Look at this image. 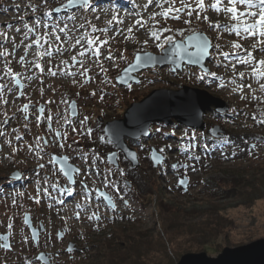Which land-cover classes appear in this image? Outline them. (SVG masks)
Wrapping results in <instances>:
<instances>
[{"label": "rangeland", "instance_id": "obj_1", "mask_svg": "<svg viewBox=\"0 0 264 264\" xmlns=\"http://www.w3.org/2000/svg\"><path fill=\"white\" fill-rule=\"evenodd\" d=\"M65 2L66 0H49V4L45 6L44 0H0V32H5L8 37L5 42L4 36H0V44H3V47H0V52L7 49L9 53H14L9 55L7 60L11 62L9 66L13 73L19 74L17 78L21 81L22 91L25 93L24 96L16 100L18 89L15 86L17 90L10 95L7 94V91L5 92V99L8 103H0V113L6 111L10 117L15 115V119L10 120L8 125L4 126L7 133L6 138L12 141L13 147H20V142L15 137L23 135L25 143V146L16 152L10 160L5 157L12 156L13 147H9L5 143V137H0V235L8 234V242L11 245V250L0 248V264H41L36 260L40 253L48 254L50 264H97L102 256L110 251L104 244H101L102 242H99L100 235L103 232L111 235L113 231L116 234L121 232L127 234V240L120 239L118 235L113 240L115 246L125 247L128 245V240L131 244H151L157 240L159 235H162L163 239L167 241L169 240L167 233L182 230L181 233L173 234L178 244H181L180 250L177 247L169 249L168 254L173 259H175V253H179V259L185 254L199 253H205L208 257L215 258L225 248H236L264 239V184L254 182L258 178H264V142L260 144V142L254 141V138L257 137L264 139V124L251 118L254 113L259 116V112L264 110V104L251 100V94L247 88H245L244 94L249 95V99L241 100L240 95L232 93L230 88L221 89L215 83L210 84L207 80H199L196 77L200 74V69L188 66H184L181 71H172L169 66L162 69L155 67L135 75V78L138 79L137 84L118 85L116 79L124 68L132 64L136 54L159 55L162 51L151 40L147 45L143 44V41L148 39L143 29L139 32L133 30L132 35L136 39H125L124 35H116L115 38L109 39V43L101 51L107 55V51L110 49L112 55L116 57L118 67L113 66L112 62L104 60V55H102L103 65L108 69L105 74L100 71L98 64L93 63L92 60L87 61L85 67L90 69L88 75L93 77V82H89L84 87L74 86L72 79L68 77L44 75L43 83H41V79L28 81L26 77L35 74L38 70L19 62L20 57L25 55V45L35 38L30 36L29 39L24 40L23 44L21 43L25 32L23 25L28 23L29 26H32L34 19L47 20L43 16L44 12L53 7H59ZM134 2L143 5L146 0H134ZM29 5L36 6L38 10L33 12ZM94 6L95 11L91 9L87 12L69 10L68 15L72 11H76L74 21L67 20L65 13L54 15H58L70 29L75 25L76 30L70 33L73 41L76 37L85 34L100 35L101 39H104L102 33L92 32V26L98 29L107 27V22L112 15L111 9H119V15L124 18V24L120 25L122 29L126 30L133 22V18L129 16V13L133 11V0H100L95 2ZM152 10L150 7L148 11ZM147 15L148 13H144L145 19H147ZM208 15L214 23L217 21L220 24L229 23L222 14L209 12ZM97 16L99 19H96ZM49 22L54 23V21ZM81 24L84 25L83 28L80 27ZM168 26L175 30L185 27L179 22H169ZM192 27L206 32L212 38L213 43L217 42L215 39L217 33L207 31L206 24L194 23ZM17 28H20L19 32L16 31ZM44 30L41 25L37 35H42ZM169 34L172 33H165V35ZM188 34L186 32V35ZM113 35L112 31L108 33L109 38ZM125 35H127L126 32ZM61 37L64 38L63 34ZM174 39L181 41L183 38L174 35ZM234 40H237V37L225 33L218 42L224 46V51L231 52L230 42ZM13 41L19 47L14 48ZM241 43L245 48L250 47L247 41H241ZM80 49L81 46H77V49L62 56L53 50L51 64L42 61L45 72L49 66L54 70L58 65L65 67L61 65L62 60L69 61L67 67L76 71L79 65L72 68L70 57ZM121 52L125 56L123 60L119 59ZM254 55L256 59L262 58L258 53L254 52ZM26 59H35L31 50L28 51ZM78 59L80 58L78 57ZM220 59L223 60V57ZM213 65L214 61L209 57L206 66L211 71L216 72L225 80L232 77L233 73L230 68H217ZM5 71L4 63L0 62V75H3ZM237 71H244V66H238ZM10 79L5 76V80ZM76 79L81 80L82 78L78 75ZM5 80H0V83H4ZM102 81H111V83ZM244 82L251 83L247 78ZM8 86L13 87V84L9 83ZM182 87L206 91L214 98H219L227 104L229 110L224 115L219 116L211 110L205 114L203 120L207 130L215 126L219 127L223 131V136H227L230 143H221L219 146L215 143L211 144L210 141L214 140L213 138L205 133L194 131L197 140L195 147L190 150V154L200 156V160H189L187 158L189 153L181 151V147L189 143V141L181 140L185 130L177 128L175 124L152 125L149 138L142 139L139 143L126 140L138 155L139 167L131 168L130 164L117 152L118 169L124 170L123 176L119 175L116 171L117 168H114V174L109 177L108 187H105L101 180H97L95 184L91 179L87 181L91 202L88 214L97 212L101 216V220H89L82 214L80 220L77 221L74 215L75 204L81 201L80 181L84 179L83 173L88 169V164L81 161L71 149L61 150L53 144L54 132L49 131V128L59 132L69 131L67 143L79 142L78 144L73 143L74 148L83 149L86 152L95 148L100 156L97 165L102 179L106 175L105 169L109 167L106 156L116 151L111 144L99 142L98 137L104 136L101 131L104 125L107 122L120 119L130 104L138 102L154 90L176 91ZM257 87L253 83V88ZM41 88H43V95H41ZM93 91L97 93L96 96L90 95ZM77 93H79L78 96ZM101 95L104 96L103 100L99 99ZM255 95L264 98V93L259 91ZM14 100L15 103H13ZM49 100L55 103L46 104L45 102ZM72 101H75L78 113L74 119L69 117L68 112V106ZM29 102H31L30 108L32 105H44L46 108L44 115L47 116L50 111L53 121L49 123L44 120L38 123L35 119L36 113L33 111L27 121L30 128L28 131L24 127L23 113L18 109ZM57 113L67 116L69 120L77 121V129H79V119L88 116L90 119L87 127L93 129V138L89 139L87 136L71 133L70 125L63 119L56 123ZM3 119V115L0 114V121ZM13 129L17 131H13ZM173 132L175 135H172ZM36 137H43L49 141L45 147L44 160L42 161H38L34 154L29 153L26 146L34 144ZM40 143L42 144L43 140ZM139 145H143V148ZM169 145L171 147H168ZM160 148H164L163 154L159 152ZM152 149L164 157L163 163L157 168L153 167L150 159ZM50 155L68 156V163L81 169V174L74 176L76 183L71 186L74 189V196H61L59 191L52 192L53 197L65 201L64 205L55 203L48 197H43L39 204L29 198L36 196L37 171L40 172L41 177L51 176L54 183L58 180L61 188L70 186L57 166L47 163ZM38 162L45 163L46 168L38 169ZM173 165H177V167L173 168ZM183 165L194 166L195 170ZM53 169L56 171L55 176L51 175ZM14 174L20 175L19 180L11 177ZM183 179L188 180L184 187L179 185ZM242 179L253 185L247 186L244 190V194L248 193L246 198H237L233 194H222L218 197L209 194L222 181L231 183V181ZM111 184H116L117 187L113 188ZM96 190L105 191L110 196L112 203L116 205L115 210L108 207L97 196ZM20 191H23V197L15 196V193ZM14 198L15 204H13ZM250 199L252 202H249ZM57 209H59V213ZM177 212L181 215L177 217L176 221H173L170 214H177ZM25 214L30 215L34 228H38L39 224L44 227V232L39 235L36 244L33 243L29 230L24 225ZM61 217H66L67 222ZM209 221L213 222V226L210 225L205 236L200 237L197 229L205 226ZM9 224H12L11 229L7 227ZM167 224L175 225V228L164 233L163 228H166ZM126 227L128 231L122 230ZM59 235L62 237L59 238ZM0 243L2 242L0 241ZM70 245H72V250L67 251Z\"/></svg>", "mask_w": 264, "mask_h": 264}, {"label": "snow or ice", "instance_id": "obj_2", "mask_svg": "<svg viewBox=\"0 0 264 264\" xmlns=\"http://www.w3.org/2000/svg\"><path fill=\"white\" fill-rule=\"evenodd\" d=\"M44 4L47 6L49 4V0H44ZM29 7H32L33 12L38 10L36 6L29 5ZM150 7L153 9L151 12L148 11ZM90 9L95 11L93 0H66V2L60 4L59 7H53L51 10L44 12L43 16L47 18V20L43 18L34 19L32 21V26H29L28 23H24L23 27L25 32L21 43L23 44L24 40L29 39L30 36H34L35 38L31 39L30 43L25 45V55L20 57L19 62L21 64L30 65L38 70L35 74L28 75L26 77L28 81L41 79V83H43L42 77L44 75L49 77H68L72 79L74 86L78 85L80 87H84L89 82H93V77L88 75L90 69L85 67L87 61L92 60L93 63L98 64L101 72L105 74L107 73L108 69L104 67L103 61L101 60V56L104 55L101 49L109 43V39L115 38L116 35H124L125 39H136V37L132 35L133 30L135 29L139 32L143 29L148 36V39L143 41L144 45H147L151 40L157 48L165 51H167V49H165V45L171 46V54L178 58L174 61L177 68H179L181 62L185 65H201L200 74L197 75V79L207 80L210 84L215 83L217 87L221 89L230 88L232 93L240 95L241 100L249 99V95L244 94V90L247 88L251 94V100L259 101L264 104V98L255 95L257 91L264 93V0H210V2L209 0H146L143 5L136 4L133 0V11L129 13V16L133 18V22L129 24L126 30L120 27V25L124 24V18L119 15V9L110 10L112 15L111 19L107 22V27L98 29L95 26H92V32L102 33L105 37L104 39H101L100 35L85 34L76 37L73 41V37L70 33L76 30L75 25H73V28L70 29L68 24L64 23L58 15H54L65 13L67 20L74 21L76 19V11L87 12ZM69 10L76 11H72V13L68 15L67 13ZM209 12H214L218 15L222 14L228 19L229 23L220 24L218 21L214 23L209 19ZM144 13H148L147 19H145ZM96 19H99V16H97ZM49 21H54V23H50ZM169 22H179L185 27L175 30L168 26ZM194 23H204L207 25V31L216 32L217 35L215 39L217 42L213 43L212 38L209 37L206 32L193 28L192 25ZM41 25H43L45 30L42 35H37ZM80 27L83 28L84 25L81 24ZM16 31L19 32L20 28H17ZM110 31L114 32V35L111 38L108 37V33ZM125 32L127 35H125ZM186 32L189 34L186 35ZM165 33L172 34L165 35ZM225 33L237 37V40L230 42L231 52L224 51V46L218 42ZM61 34H63V39ZM174 35H178L183 39L177 42L174 39ZM0 36H4L5 42L7 41L8 37L5 32H0ZM241 41H247L250 47L245 48ZM13 44L14 48L19 47L18 45H15L14 41ZM44 45H47V47H44ZM33 46H35V48H33ZM77 46H81V49L78 50L75 55H71L70 57L72 61V68H76V66L79 65V68H77L76 71H72L67 67L69 61L62 60L61 65H64L65 67H60L58 65L54 70L53 67L49 66L45 72L42 61L47 62L50 65L54 54L53 50L62 56L65 53H70L73 49H77ZM0 47H3V44H0ZM190 49H194V51H190ZM210 49H214L215 51L210 52ZM29 50H31L33 57H35L34 60L26 59ZM254 52L258 53L262 58L256 59ZM12 54L14 53H9L7 49L0 52V62L4 63V67L6 69L4 74L0 75V80H5V76L11 78L10 80H5L4 83H0V103L2 104L8 103L7 99H5L6 91L7 94L10 95L13 91L17 90L15 86H19L20 89L23 88L21 81L17 78L19 74L13 73V70L9 66L11 62L7 60V57ZM78 57L80 59H78ZM206 57H211L214 61L213 66L217 68H230L233 73L232 77L225 80L216 72L211 71L210 68L203 64ZM220 57H223V60H221ZM119 59H125L123 52H121ZM135 59L137 64L129 65L128 68L124 69L125 72H129L140 63L150 64L154 62V58L147 54H145V57L143 58L137 56ZM166 59H168L167 56L163 57L161 62ZM104 60L110 61L113 66L118 67L116 64V57L112 55L110 49H108L107 55H104ZM240 65L244 66V71H237V67ZM80 69H83V71H80ZM173 71H176V69H173ZM78 75L82 78L81 80L76 79ZM246 78L250 80L251 83H245L244 81ZM102 82L111 83V81ZM9 83H12L13 87H9ZM253 83L258 87L253 88ZM24 95L25 93L20 90L18 91L15 99L18 100ZM41 95H43V88H41ZM78 95L79 93H77V96ZM90 95L96 96L97 93L93 91ZM99 99L103 100L104 96L101 95ZM13 103H15V100ZM30 103L31 102L25 103L22 108L18 109V111L23 113V119L25 120L24 127L28 131H30V128L27 121L33 111L36 113L35 119L38 123L44 120L49 123L53 121L50 111L47 116L44 115L46 112L44 105H32L30 108ZM45 103L53 104L55 102L49 100ZM71 107L73 109L72 116H77L78 113L75 111V101H72ZM233 112H235V109H233ZM0 114L4 117V119L0 121V137L6 138L7 133L4 130V126H7L10 120H14L15 115L10 117L6 111ZM251 118L260 124H264V110L259 112V116L254 113ZM61 119L70 125L71 133H76L79 136H87L89 139L93 138V129L91 127H87L90 119L88 116H84L82 119H79V129L76 127L77 121L69 120L67 116H61L60 113H57L55 122L59 123ZM13 131L17 130L13 129ZM49 131L54 132V136L52 138L53 144L57 145L61 150L65 148L71 149L81 161L88 164V169L83 173L84 179L80 181L81 201L75 204V219L79 221L81 215L84 214L89 220L100 221L101 216L97 212H91L90 215L88 214L91 202L89 200L90 189L87 181L91 179L95 184L97 180H101L104 186L108 187L109 177L114 174L113 169L115 168V162L119 159L118 154L113 152L107 157L109 167L105 169L106 175H104L101 179V173L97 165V162L100 161V156L95 148L88 152L83 149L74 148L73 143L78 144L79 142L74 141L73 143H67L69 131L59 132L52 128H49ZM101 131L106 130L102 129ZM172 135H175V133L173 132ZM15 139L20 142V147H13L12 141L7 138L5 139V143H7L9 147H13L12 156H6V159L11 160L15 153L20 151L25 146L23 135H17ZM98 139L101 144L113 143L111 138L106 139L103 135L98 137ZM41 140H43L42 144L40 143ZM61 140L63 142H59ZM181 140L189 141L187 145L181 147V151L189 153L187 157L189 160L199 161L200 156H193L190 154V150L195 147V142L197 140L196 133L194 131L190 132L186 130L183 132ZM93 142L95 143V141ZM217 142L222 144L230 143V141L224 136H221ZM48 144L49 141L47 139H44L43 137H36L34 144H28L26 146L29 153L34 154L38 161H42L44 160L43 153L45 152V147ZM139 147L143 148V145H139ZM168 147L171 146L169 145ZM120 151L126 153L132 161L137 159L136 154L129 151L127 148L120 147ZM164 151V148L159 149L161 154H163ZM249 151L251 152L252 149L250 148ZM151 158L154 162L161 163L162 158L160 155H157L155 149L151 150ZM58 159L62 160L64 164H67L69 157H57L56 155H50L47 163L54 164ZM183 166L192 167V170H195L194 166ZM172 167L176 168L177 165H173ZM37 168L44 170L46 165L45 163L38 162ZM116 171L119 175H124L123 169L117 168ZM60 172L67 177L69 185H71L76 183V180L73 179V174H81V169L62 167ZM51 175H56L55 169L52 170ZM36 177V196L29 197L35 203L39 204L43 197H48L55 203L64 205L65 201L63 199H58L57 197L52 196L53 191H59L61 196H74V189L71 186L61 188L58 180L54 183L49 175L41 177L39 171L36 172ZM19 178L20 177H16L17 180H19ZM180 183L184 184L185 181L181 180ZM111 187L116 188L117 186L116 184H111ZM23 195V191L15 193V196L19 197H23ZM105 199L110 201V198L107 196H105ZM15 202L14 198L13 204H15ZM111 208L112 210H115L116 205L111 203ZM57 212L59 213V209H57ZM61 218L65 219V222H67L66 217ZM25 220H27V216L25 217ZM7 227L11 229L12 224H9ZM36 235V233H33L34 237H36ZM5 239L6 237L0 236V240ZM0 248L11 250V245L7 243H0ZM40 259H43V257H40Z\"/></svg>", "mask_w": 264, "mask_h": 264}, {"label": "water", "instance_id": "obj_3", "mask_svg": "<svg viewBox=\"0 0 264 264\" xmlns=\"http://www.w3.org/2000/svg\"><path fill=\"white\" fill-rule=\"evenodd\" d=\"M176 41L179 42L180 40ZM165 49H167V51L162 50L159 55H155L152 53L136 54L134 56L132 64L130 65H136L137 62L135 58L137 56L143 58L145 57V54L153 57L154 62L150 64L140 63L136 67L132 68L129 72H125L124 69L128 68V65L121 71L120 76L116 79L117 84L121 86H127L129 85V83L137 84L138 79L135 78V75L143 71L153 69L155 67L162 69L169 66L171 67L172 71L173 69L181 71L184 66L194 67L198 69L201 68V65H185L183 62H181L179 68H177V65L176 63H174V61H176L178 58L171 54V46L167 45ZM211 50L212 49H210V52ZM190 51H194V49H190ZM165 56H167L168 59L161 62L162 58ZM208 60L209 57H206L203 61V64L206 65V62ZM20 90L22 89L19 88V91ZM211 110H213L215 114L222 116L226 112H228L229 108L227 104L221 99L214 98L206 91L199 89L182 87L181 89L176 91L162 89L154 90L148 93L138 102L130 104L125 109L120 119L107 122L103 128L106 131H103V133L106 139L111 138L113 140V143H111V145L116 150L114 152L120 153L123 156L124 160L130 164L131 168H137L140 165L138 155L136 151L127 144L126 140L139 141L141 139H147L151 136V126L158 124H176L189 130L205 133L211 138L220 139L221 136H223V131L217 126L207 130L203 120L205 114ZM72 111L73 109L70 104L68 106L69 116L71 118H75L76 116H72ZM120 147L127 148L129 151L134 152L137 156V159L135 161H132L126 153L120 151ZM110 154L106 156V161L107 157ZM157 155L161 156V163L154 162L150 154V159L154 168L160 166L164 161V157L161 154L157 152ZM54 165L57 166L59 171L62 167L76 168L68 162L67 164H64L60 159H58L54 163ZM118 167L119 163L118 161H116L115 168ZM61 174L64 176L62 172ZM74 176L75 173L73 174V179ZM11 177L13 179H16V177H20V175L14 174ZM65 178L68 182L67 177ZM183 180L185 181L184 184H181L179 182V185L182 187L186 186L188 181L187 179ZM72 185H74V183L70 186ZM96 194L105 202L108 207L111 208L112 201L107 193L97 190ZM105 196L109 197L110 201L108 199H105ZM26 216L27 220H25ZM23 222L29 230L33 243L36 244L39 240V235L44 232L43 225L39 224L38 228H34L29 214L24 215ZM33 233L37 234L36 237L33 236ZM0 236L6 237L5 240H0L2 243L9 244L8 234ZM61 237L62 235H59V238ZM71 250L72 245L69 246L67 251ZM40 257H43V259H40ZM36 260L41 264H50L48 254L46 253L38 254ZM174 264H264V239H260L250 244L236 248H225L215 258L208 257L205 253L185 254L179 259L177 263Z\"/></svg>", "mask_w": 264, "mask_h": 264}, {"label": "trees", "instance_id": "obj_4", "mask_svg": "<svg viewBox=\"0 0 264 264\" xmlns=\"http://www.w3.org/2000/svg\"><path fill=\"white\" fill-rule=\"evenodd\" d=\"M175 126L179 129H182L185 131L186 130H188L190 132L193 131V130L183 128V127L176 125V124H175ZM140 141H138L137 143H139ZM217 141H218V139L217 140L214 139V140H211L210 142H211V144L215 143L216 145L219 146L221 143H218ZM254 141L260 142V144H261L264 142V139L262 137H257V138H254ZM113 170H115V169H113ZM263 179L264 178H258L254 182L257 181L259 184H264ZM249 185H252V184H249L247 182V180H244V179L236 180L233 182L231 181V183H230V181H222L220 184L217 185V187H215L214 190L210 191L209 194H210V196H216V197H218L219 195H222V194H224V195L233 194V195H235V197L237 196V198L243 199V198H246L248 196V193L244 194V190ZM233 190H235V192H233ZM249 202H252V200L250 199ZM143 207H145V206L143 205ZM214 207L216 208V206H214ZM179 215H181V213H178V212H177V214L172 213V214H170V217L173 219V221H176V219ZM166 217L168 219V216H166ZM210 225L213 226V222L209 221L205 226H203L201 228L199 227L197 229L200 237L205 236V234L208 231V227ZM166 228L165 227L163 228V231H165L164 233H167V232L174 230L175 225L167 224ZM122 230L128 231L127 227L122 228ZM188 231H190V229H188ZM181 232H182V230H177V231H172L169 234L167 233V235L169 236V238H168L169 240H167V241L165 239H163L162 235H159L156 241L152 242L151 244H146V245L145 244L139 245V243L131 244L128 240V245L125 247L115 246L113 244V240L117 235L120 239L127 240L128 237H127L126 233L121 232L120 234H116V232L113 231L111 233V235H108V234H106V232H103L100 235L101 240L99 242H102L101 244H104L107 247V250L108 251L110 250V251L108 252V254L107 253L104 254L102 256L101 260H99V263H97V264H174L179 259L178 258L179 253L174 254L175 259H173L168 253L170 252L169 249H172L174 247L175 248L177 247L180 250L181 244H178V242L173 237V234H177V233H181ZM183 253H186V252H183Z\"/></svg>", "mask_w": 264, "mask_h": 264}, {"label": "bare ground", "instance_id": "obj_5", "mask_svg": "<svg viewBox=\"0 0 264 264\" xmlns=\"http://www.w3.org/2000/svg\"><path fill=\"white\" fill-rule=\"evenodd\" d=\"M98 1H100V0H98ZM93 2L95 3V2H97V1L95 0V1H93ZM16 87H17V89H18V91H19L18 86H16ZM69 117H70V116H69ZM76 117H77V116H76ZM76 117H75V118H76ZM70 118H71V117H70ZM72 119H74V118H72ZM62 157H63V156H62ZM97 196H98V195H97ZM98 197H99V196H98ZM99 198H100V197H99ZM100 199H101V198H100Z\"/></svg>", "mask_w": 264, "mask_h": 264}, {"label": "flooded vegetation", "instance_id": "obj_6", "mask_svg": "<svg viewBox=\"0 0 264 264\" xmlns=\"http://www.w3.org/2000/svg\"><path fill=\"white\" fill-rule=\"evenodd\" d=\"M225 137H227V136H225Z\"/></svg>", "mask_w": 264, "mask_h": 264}]
</instances>
